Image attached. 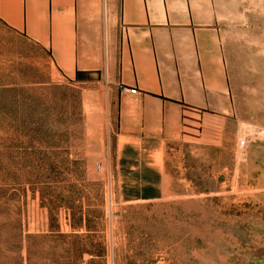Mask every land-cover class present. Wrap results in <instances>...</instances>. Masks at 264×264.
Listing matches in <instances>:
<instances>
[{
  "label": "rangeland",
  "instance_id": "1",
  "mask_svg": "<svg viewBox=\"0 0 264 264\" xmlns=\"http://www.w3.org/2000/svg\"><path fill=\"white\" fill-rule=\"evenodd\" d=\"M234 31L222 141L118 148L101 101L0 20V264H264V0Z\"/></svg>",
  "mask_w": 264,
  "mask_h": 264
},
{
  "label": "crops",
  "instance_id": "2",
  "mask_svg": "<svg viewBox=\"0 0 264 264\" xmlns=\"http://www.w3.org/2000/svg\"><path fill=\"white\" fill-rule=\"evenodd\" d=\"M254 2L0 0V20L88 86L118 148L156 150L223 140L228 54Z\"/></svg>",
  "mask_w": 264,
  "mask_h": 264
},
{
  "label": "built area",
  "instance_id": "3",
  "mask_svg": "<svg viewBox=\"0 0 264 264\" xmlns=\"http://www.w3.org/2000/svg\"><path fill=\"white\" fill-rule=\"evenodd\" d=\"M133 90H135L134 88H133ZM156 264H161L160 262H157Z\"/></svg>",
  "mask_w": 264,
  "mask_h": 264
}]
</instances>
